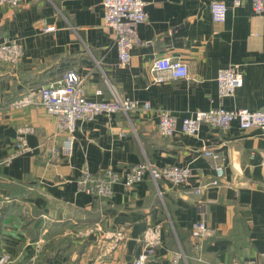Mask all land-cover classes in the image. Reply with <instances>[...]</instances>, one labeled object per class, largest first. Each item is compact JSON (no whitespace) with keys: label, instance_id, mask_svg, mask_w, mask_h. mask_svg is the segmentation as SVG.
<instances>
[{"label":"crops","instance_id":"obj_1","mask_svg":"<svg viewBox=\"0 0 264 264\" xmlns=\"http://www.w3.org/2000/svg\"><path fill=\"white\" fill-rule=\"evenodd\" d=\"M102 1L29 0L16 9L0 7V43L15 41L22 50L15 66L0 64V215L14 202L18 220L33 217L27 229L38 232L32 241L27 229L3 224L0 256L25 260L31 251L39 260L49 243V224L68 221L80 228H66L54 239L72 237L83 251L48 264H132L151 230L159 233L161 246L147 264H187L183 239L192 264L256 258L264 253V132L242 131L232 122L227 132L202 126L192 137L179 127L196 111L264 108V13L254 14L250 0L239 6L234 0H142L147 21L137 27L129 65L119 68L113 32L102 24ZM214 1L227 8L221 25L211 20ZM47 27L54 30L45 32ZM166 56L184 63L188 78L152 84L151 64ZM229 67L239 69L243 83L232 96L219 98L215 78ZM67 72L80 77L88 100L128 99L148 102L151 109L77 122L66 156L69 134L57 119L38 104L14 103ZM162 110L177 119V132L168 138L157 130ZM21 139L27 151L16 155ZM204 150L216 158L205 157ZM144 161L156 168L187 167L189 180L174 186L145 176L130 189L115 184L108 200L77 186L84 172L121 173ZM218 166L219 186L203 188ZM201 220L210 234L192 240L190 230ZM118 233L123 239L112 249Z\"/></svg>","mask_w":264,"mask_h":264},{"label":"built area","instance_id":"obj_2","mask_svg":"<svg viewBox=\"0 0 264 264\" xmlns=\"http://www.w3.org/2000/svg\"><path fill=\"white\" fill-rule=\"evenodd\" d=\"M29 0H0V7L11 9L18 8ZM254 14L264 13V0H250ZM234 5L239 6L240 0H234ZM145 4L142 0H103L102 24L113 32L114 45L117 52V65L125 68L130 63V50L136 42L137 27L147 21L144 10ZM211 20L215 24H223L226 19L227 8L221 1L211 2L209 5ZM54 27L45 28V32H51ZM22 57L20 45L15 41L5 40L0 43V64L15 66ZM152 84H162L167 81L188 78V70L184 63L171 57H161L154 60L150 68ZM216 87L219 98H227L234 94L235 90L242 86V74L236 67H229L217 72ZM96 96L102 95L100 90L95 92ZM30 104L40 105L47 114L57 119L58 127L65 130L69 135L64 143V153L71 154L73 137L72 133L77 122H91L98 115H111L115 113L128 114L141 111L148 112L151 106L148 102L134 100L112 99L108 101H91L85 98L82 89V81L75 72H67L58 80L42 85L37 93L30 92L26 97L14 103V106H27ZM1 111V101H0ZM232 122H236L239 129L247 131L258 129L264 132V108L255 112L246 110H225L213 108L207 111H196L191 116L180 122L179 132L186 136H196L202 126L227 132ZM157 130L160 136L168 138L177 132V119L168 111L162 110L158 113ZM27 146L21 139L15 145V154H23ZM205 157L216 158L210 150H204ZM145 176L156 184L165 181L174 186H182L187 183L190 171L187 167L166 166L156 168L147 161L141 162L121 173L110 169L91 174L84 172L77 180L80 192L101 199L108 200L112 196V188L115 184H122L130 189L141 182ZM223 178V168H214V178L208 184L202 186H219ZM205 221L196 222L190 230L192 240H202L208 237ZM123 239L118 233L112 249L118 240ZM142 250L135 257L132 264H147V260L154 251L161 246V238L156 230L146 231L142 237ZM8 257V256H7ZM34 257L31 258V262ZM32 264V263H31ZM244 264H264V253Z\"/></svg>","mask_w":264,"mask_h":264},{"label":"trees","instance_id":"obj_3","mask_svg":"<svg viewBox=\"0 0 264 264\" xmlns=\"http://www.w3.org/2000/svg\"><path fill=\"white\" fill-rule=\"evenodd\" d=\"M19 206L18 204L12 202L11 204H8L5 206V212L0 215V230L1 226L3 224H11L12 226H19L23 230H26L28 226H30L33 222V217L26 216L27 214H24L22 222L18 220V214L15 211V207ZM39 213L36 211H33V215L37 216ZM93 222V221H92ZM48 227V225H47ZM69 228L72 229V232H76L77 228H80L78 224H72L70 222H64L60 224H49V228L47 231V238H49V243L45 246V251L42 254V257L38 260L39 264H48L51 260H54L59 254L63 255H70L71 252H78L79 254L82 253L83 247L79 244L75 243L76 240L72 237H65V238H57L54 239V236L59 235L63 232L64 229ZM27 235L30 237L32 241L36 240L38 236L37 229H27L26 231ZM181 245L183 252L186 257L187 264H192V261L190 259V256L188 255L187 246L184 243V239L181 240ZM171 249H175V245L172 242L170 244ZM1 254V251H0ZM17 264H26L27 261L23 259H19L16 262ZM178 264H184L183 261L178 262Z\"/></svg>","mask_w":264,"mask_h":264},{"label":"rangeland","instance_id":"obj_4","mask_svg":"<svg viewBox=\"0 0 264 264\" xmlns=\"http://www.w3.org/2000/svg\"><path fill=\"white\" fill-rule=\"evenodd\" d=\"M6 254H8V253H4L2 256H0V264H17L16 262H17V260H19L20 258H18V259H16V258H13V261L11 260V257H7V255ZM28 255L26 256V258H25V260L27 261V263L26 264H39L38 263V256L36 257V256H32L33 254H34V252L33 253H31V251H29L28 253H27ZM59 255H61V256H63V254H59ZM34 257V259H33V261L31 262V258L32 257ZM23 259V258H22ZM24 260V259H23Z\"/></svg>","mask_w":264,"mask_h":264}]
</instances>
